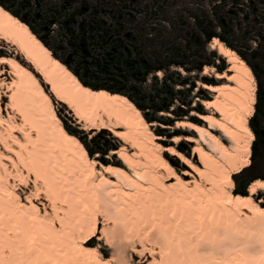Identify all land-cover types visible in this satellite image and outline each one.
I'll return each instance as SVG.
<instances>
[{"label": "bare ground", "instance_id": "bare-ground-1", "mask_svg": "<svg viewBox=\"0 0 264 264\" xmlns=\"http://www.w3.org/2000/svg\"><path fill=\"white\" fill-rule=\"evenodd\" d=\"M0 40L14 48L10 57H0V264H112L92 246L95 237L100 232L113 239L120 222L131 220L132 210L166 194L187 208V201L197 200L213 215L201 231L223 236L224 244L198 251L202 264H209L210 257L212 264H264V197H259L264 179L252 181L247 196L234 194V176L252 162L256 136L250 120L257 102L253 70L235 50L218 38L211 42L228 68L218 72L206 66L203 76L226 82H198L213 94L211 100H198L207 113L191 114L204 125L176 122V129L196 134L171 139L175 145L192 144L188 157L160 144L164 138L154 132L156 123L150 124L128 97L84 86L26 23L2 6ZM53 97L67 106L82 130L93 135L109 131L122 141L111 154L124 167L90 156L82 140L66 129ZM165 153L181 162V173ZM30 176L35 192L23 200L10 179L25 182ZM100 207L110 229L99 230L94 209ZM160 234L163 228L154 235ZM160 250L150 249L152 260L141 264H162Z\"/></svg>", "mask_w": 264, "mask_h": 264}, {"label": "rangeland", "instance_id": "rangeland-1", "mask_svg": "<svg viewBox=\"0 0 264 264\" xmlns=\"http://www.w3.org/2000/svg\"><path fill=\"white\" fill-rule=\"evenodd\" d=\"M24 1H27L32 6L35 4V0ZM75 1V6L79 8L84 5L83 0ZM86 1L98 7L100 11L102 10V15L107 18L121 15L126 27V33L130 32V34L134 33L138 36V46L142 47V50L152 58L155 65L163 66V69L159 71L161 72L160 76H158L159 72H152L148 76L147 81L142 86L145 94L154 97L158 95L163 81L170 77L174 81L178 77H181V79L179 78L180 80H188L189 85L178 83L172 85L176 94L173 105L168 112H162L163 114L159 113L157 115L158 118H162L165 121L169 119L172 122L170 123L171 125L155 122L156 125L153 130L156 134L160 131L162 132L157 134L164 138V140L158 141L160 144L165 147H175L188 157H192V144L184 142L180 145H175L171 142V139L174 136L184 138L196 136V134L176 129L175 124L177 121L191 120L195 122L194 119L201 121L191 117L192 113H199L197 111L199 107L207 113L205 108L198 103V100H211L213 94L200 89L198 82L214 85L226 82V80L217 81L214 79L213 74L203 76L204 68L206 66L214 67L218 72H220L219 68L221 67L225 68L224 71H227L228 68L226 60L217 51L211 49V43L206 44V39L202 35L203 32L197 22L200 21L203 24V22L206 23L210 18H213L212 10L216 8L219 16L225 18L233 30V33L228 35L229 40L244 52L251 53L252 48H257L258 45L260 46L258 48L260 49L259 51L262 50L264 52V0H225L221 5H217L220 0ZM42 2H50L54 5L60 3L61 0H42ZM226 11L229 13H226ZM81 17L79 16V19ZM63 32V28L59 25L52 26V31L48 37L51 44L58 46L56 43L61 39ZM218 32L221 34L220 30ZM198 37L203 40V44L196 43ZM133 39V37H130L127 41L132 50L135 45ZM212 51L215 52V55L211 53ZM13 54L14 48L7 42L0 40V57H10ZM196 61L203 64L200 71L193 69ZM254 62L258 66V73L255 74L253 72L257 81V91L260 86L262 92H264V61L258 59ZM9 80L10 77L8 78ZM163 98L164 95H160L158 100L160 101ZM8 101V98L2 101L5 116L7 115L5 109ZM53 101L59 117L64 122L65 127L71 128L69 129L71 133H78L83 144L85 142L91 150L107 151V155L94 154L99 161L104 158L111 164L124 167L122 162L118 161L117 156L111 154L112 150L108 151L111 146L120 148L124 145L122 141L114 137L109 131H102L97 135H93L82 130V126L77 124L75 117L67 106L57 101L54 97ZM181 110H184L185 114L181 113ZM149 114H152V110L149 111ZM168 114L170 115L169 117L167 116ZM201 122L203 123V121ZM201 125H204V123ZM163 126L164 128H162ZM225 142L228 143L226 140ZM129 151L132 152L130 147ZM164 156L172 163L177 172L181 173L183 171L184 166L179 160L174 159L168 153H165ZM129 172L133 174L132 171ZM256 172L257 179H264V157L258 159ZM238 175L234 176L235 181H239ZM10 187L23 200H26L35 192V179L30 176L25 182H21L18 178H12L10 179ZM99 188L103 189V186L101 185ZM259 195L264 197L263 192ZM191 200L187 201L188 206L191 208H187L184 201L173 198L171 194H166L162 199L157 198L155 201L146 203L144 208L139 206L136 210H132L130 221L120 222V232L113 239L107 240L99 232V236L95 237L92 246L99 251L101 256L110 258L112 264H141L143 261H151L152 259L148 257V253L152 248L161 249L158 256L160 259H164L162 264H179V260L182 262L188 259L189 264H202L198 254L201 252L200 250L213 249V246L224 244V241L222 240L223 236L217 238V235L210 236L209 231H201V224L209 222L213 215L205 213V207H200L196 203L197 200ZM94 212L98 218L99 230L103 228L110 229V225L104 216V208L94 209ZM160 223L162 226H159ZM221 227H223L224 232L230 230L226 222L221 224ZM111 228H113V225ZM161 228L164 229L163 236L161 234L160 236L154 235L155 232L159 233ZM152 232L153 236L150 237L149 233ZM98 238H102V240H98ZM229 242L230 240H228V244H233V241ZM190 254L192 255L190 256ZM207 262L212 264L215 259L210 257Z\"/></svg>", "mask_w": 264, "mask_h": 264}, {"label": "trees", "instance_id": "trees-1", "mask_svg": "<svg viewBox=\"0 0 264 264\" xmlns=\"http://www.w3.org/2000/svg\"><path fill=\"white\" fill-rule=\"evenodd\" d=\"M83 1L84 5L81 8L75 6V0H61L60 3L54 5L50 2L35 0L33 6L24 0H0V6L26 23L43 44L52 51L53 55L65 64L84 86L126 96L142 111L149 123L158 122L171 125L172 122L169 119L165 121L158 118L157 115L168 112L173 105L176 94L172 85L175 83L189 85L188 80H180L181 77H178L174 81L169 76V79L163 81L158 95L154 97L145 94L142 86L148 76L152 72L161 71L163 66L155 65L152 58L142 50V47L138 46V36L134 33H126L121 15L107 18L102 15L103 12L98 7L87 3L86 0ZM223 1L225 0H220L217 5H221ZM212 11L213 18L203 24L200 21L197 22L206 39V44H210L214 38H218L235 50L257 74L258 66L254 61L258 59L264 61V52L258 49L260 46L252 48L251 53L242 51L228 38V35L233 33L230 24L225 18L219 16L216 8H213ZM226 13L229 12L226 11ZM79 16H82L81 19ZM54 25H59L64 31L61 34V39L56 43L58 46L51 44L48 39ZM218 30L221 31V34ZM130 37H133V41H135L133 50L127 44ZM196 43L203 44V40L198 37ZM211 53L215 55V52ZM202 67L201 62H194V70L200 71ZM219 69L220 72L225 70L223 67ZM160 95H164L162 101L158 100ZM255 109V115L250 120V126L256 136L252 146V162L250 167L238 175L239 181H236L234 190V194L244 196L248 195L249 184L258 178L256 174L258 159L264 157V92L260 86L257 91ZM150 110H152V114H149ZM197 111L205 113L201 107L197 108ZM180 112L185 114L184 110ZM194 121L203 124L199 120L194 119ZM66 129L69 131L71 128L66 127ZM69 132L71 133V131ZM161 133L160 131L157 134ZM72 134L79 137L78 133ZM84 144L92 157L96 153L107 155V151H93L85 142ZM113 149L117 148L111 146L108 151ZM101 162L109 163L104 158H101Z\"/></svg>", "mask_w": 264, "mask_h": 264}, {"label": "water", "instance_id": "water-1", "mask_svg": "<svg viewBox=\"0 0 264 264\" xmlns=\"http://www.w3.org/2000/svg\"><path fill=\"white\" fill-rule=\"evenodd\" d=\"M204 123V122H203ZM259 197H261L260 195H259ZM256 198V197H255Z\"/></svg>", "mask_w": 264, "mask_h": 264}]
</instances>
